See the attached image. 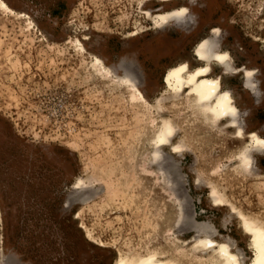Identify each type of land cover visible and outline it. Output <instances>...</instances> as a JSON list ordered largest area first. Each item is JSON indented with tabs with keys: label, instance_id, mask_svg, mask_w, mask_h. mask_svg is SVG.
I'll return each instance as SVG.
<instances>
[{
	"label": "rangeland",
	"instance_id": "rangeland-1",
	"mask_svg": "<svg viewBox=\"0 0 264 264\" xmlns=\"http://www.w3.org/2000/svg\"><path fill=\"white\" fill-rule=\"evenodd\" d=\"M5 1L11 11L0 9V264H111L119 253L171 244L176 233L158 219L182 194L196 221L210 220L250 256L236 217L223 225L227 205L210 202V184L264 219L263 177L233 174L234 145L184 91L167 93L165 77L178 61L199 64L194 46L214 34L234 67L222 84L238 99L246 128L264 135V0ZM183 6V18L155 24ZM131 81L142 99L125 91ZM160 114L182 144L175 153L165 148L159 161L170 157L162 163L151 162L144 148ZM256 158L264 172V154ZM167 161L178 171L166 172Z\"/></svg>",
	"mask_w": 264,
	"mask_h": 264
},
{
	"label": "bare ground",
	"instance_id": "bare-ground-1",
	"mask_svg": "<svg viewBox=\"0 0 264 264\" xmlns=\"http://www.w3.org/2000/svg\"><path fill=\"white\" fill-rule=\"evenodd\" d=\"M188 8L187 6H183L182 8L161 14L157 16L158 20L154 18V22L155 24H159L160 22L170 23L181 19L187 14ZM0 9L11 11L10 6L5 0H0ZM149 15L152 17L151 13ZM191 15L187 16L192 18ZM187 20L189 19L187 18ZM219 45L216 42L214 34L200 38L193 49V54L199 64H194L195 66H193L188 61L181 60L172 65L165 77V90L167 93L174 95L184 91V94L189 97L190 103H192L197 112L204 119L206 118L208 125L218 129L217 131H221L234 145V155L231 159L232 161L229 162L231 167H233L231 168L233 174L237 176L241 175V177L242 175H250L256 178L258 182L259 177H263L264 180V172L256 170L258 167L255 164V160L258 155L264 154V135L258 133L255 129L246 128L241 112H239L238 99L230 91L232 89L229 90L226 85L222 84L223 79L234 71V67L230 51L220 49ZM128 68L126 69L128 70ZM131 72L133 71L131 70ZM128 73L131 76L130 70ZM250 75L251 71H245L243 81L247 88L253 84ZM132 80L135 81L133 78ZM136 84L132 82V84H123V86L127 88L125 91L130 97H137L136 95H139L140 99H142V92H139L140 88ZM256 85L254 86L256 87ZM158 103L156 104L157 110L161 111V108H159L161 106ZM163 114L159 115L161 122L147 140L148 144L144 146L152 161L148 160L151 162L159 163V157L160 155L162 156L165 148H169L173 153L180 151V148H182L181 139H176V127ZM163 155L165 156V153ZM167 156L169 159L170 156ZM166 157L165 159H167ZM165 159L160 160L165 162ZM171 161L167 162L171 163ZM175 161L171 165L169 163L168 169L165 168L167 165L165 163L164 168L166 172L169 170L173 174L178 171H175ZM236 178L240 177H234V179ZM178 182L181 183L180 179ZM214 183L210 184L211 201H209L212 202L213 207L221 209L227 205L228 210L223 209L225 211L222 218L223 225L231 222L229 220L230 216L234 215L236 217L238 221L237 226L242 234V238H248L247 245L251 252L250 256H246L244 252H241L242 250L240 251L239 247L237 248V241L233 237L221 233L210 220L203 222L196 221L193 214H190L188 211V200L185 195H178L180 196L178 197L179 189H176L177 191L172 190L174 186H171L172 193L174 191V195L178 198L171 200L172 203L166 206L162 215L160 214L161 216L158 221L161 223V227L163 225V227L174 231V234L176 233L172 236L173 243L158 241L159 247L147 248L146 246H141L142 250L139 253H130L126 254V256L119 253L111 264H264V219L245 212V209H240L232 204L228 198V193L224 192L223 189ZM186 230L193 231V234L188 238L181 237ZM182 248L183 250H181Z\"/></svg>",
	"mask_w": 264,
	"mask_h": 264
}]
</instances>
